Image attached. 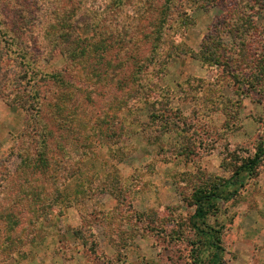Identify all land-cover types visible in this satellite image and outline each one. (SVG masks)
<instances>
[{
  "label": "rangeland",
  "instance_id": "374dc122",
  "mask_svg": "<svg viewBox=\"0 0 264 264\" xmlns=\"http://www.w3.org/2000/svg\"><path fill=\"white\" fill-rule=\"evenodd\" d=\"M208 231L264 264V0H0V264H210Z\"/></svg>",
  "mask_w": 264,
  "mask_h": 264
},
{
  "label": "trees",
  "instance_id": "16d2710c",
  "mask_svg": "<svg viewBox=\"0 0 264 264\" xmlns=\"http://www.w3.org/2000/svg\"><path fill=\"white\" fill-rule=\"evenodd\" d=\"M154 39H156L157 41L160 40V35H157V37H155ZM80 41L84 43V41L80 40L79 37H76L74 41L69 42V50H70L69 53L70 54L68 56V59L72 60L78 56V54L80 53L79 48H81ZM92 44H93V47H91V49L89 50V53L86 56H81L79 63L83 64V63L89 62L91 60L89 59L90 57H94V59H98L100 57L99 49L101 47V42H92ZM94 67H95L94 70L97 73H100L99 66L94 65ZM115 79L116 78L112 77L110 81H113ZM118 83L124 87L125 91H129L130 84L132 83V78L128 75L127 71L123 72L121 81L120 80L117 81V84ZM261 153H263V151H260V153H258L254 159L250 160L248 164H245L244 167L254 169L261 161ZM220 196L221 195L219 192H217V190H209L207 192L199 193L195 197V200H194V205L196 207L194 218L199 221L205 222L208 215H210L212 210H214L217 200L221 198ZM196 228L200 230V228L198 227ZM203 233L208 234L207 239L210 242L213 249L215 250L210 264H218V262L220 261V255H219L220 246L218 245L219 238L215 237L214 234L209 231L203 232Z\"/></svg>",
  "mask_w": 264,
  "mask_h": 264
}]
</instances>
